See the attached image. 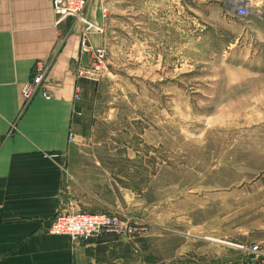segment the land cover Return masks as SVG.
Masks as SVG:
<instances>
[{"label":"rangeland","instance_id":"obj_1","mask_svg":"<svg viewBox=\"0 0 264 264\" xmlns=\"http://www.w3.org/2000/svg\"><path fill=\"white\" fill-rule=\"evenodd\" d=\"M100 1L108 72L77 147L107 155L100 180L126 212L80 209L141 224L127 240L141 264H167L187 231L239 244L220 248L241 264L264 238V0L250 15L231 0Z\"/></svg>","mask_w":264,"mask_h":264},{"label":"crops","instance_id":"obj_2","mask_svg":"<svg viewBox=\"0 0 264 264\" xmlns=\"http://www.w3.org/2000/svg\"><path fill=\"white\" fill-rule=\"evenodd\" d=\"M101 4L90 0L83 17L100 24ZM82 29L76 18L58 24L51 0H0V264L142 263L135 258L136 244L114 235L73 243L44 231L55 216L80 208L126 212L125 194L111 197L108 181L100 180L108 177L107 155L77 147L96 119L100 91L75 73L86 61ZM106 37L93 33L89 40L99 46ZM39 61L51 64V98L38 93L28 101L22 88ZM114 185L124 189L119 180ZM185 233L190 237L169 250L167 264H176L177 257L178 264H222L221 244L240 246ZM256 243L264 246V238ZM250 257L242 250L238 260L242 264Z\"/></svg>","mask_w":264,"mask_h":264},{"label":"built area","instance_id":"obj_3","mask_svg":"<svg viewBox=\"0 0 264 264\" xmlns=\"http://www.w3.org/2000/svg\"><path fill=\"white\" fill-rule=\"evenodd\" d=\"M51 1L58 24L67 18H76L83 23L81 52L85 56L86 61L77 64V68L75 69L77 78H84L95 84H100L108 72V48L105 44L99 46L93 45L89 40V35L93 33H106L110 15L109 8L107 6L102 7V22L96 24L82 15L90 0ZM50 66V63L44 61L36 63L31 79L22 88V94L26 100H32L38 93H41L46 99L51 98L48 89ZM69 136L70 141H72L74 135L70 133ZM56 156V154L52 155V157ZM44 231L52 235L67 236L73 243L86 242L105 235H114L121 239L133 240L144 234L142 225L129 218H123L106 212H87L84 210L67 212L55 216L45 226ZM243 249L249 251L251 257L247 262L242 264H264V246L262 244L255 243L250 248L246 249L243 247Z\"/></svg>","mask_w":264,"mask_h":264},{"label":"bare ground","instance_id":"obj_4","mask_svg":"<svg viewBox=\"0 0 264 264\" xmlns=\"http://www.w3.org/2000/svg\"><path fill=\"white\" fill-rule=\"evenodd\" d=\"M231 6L236 15H250L252 11L255 12L253 0H231Z\"/></svg>","mask_w":264,"mask_h":264}]
</instances>
